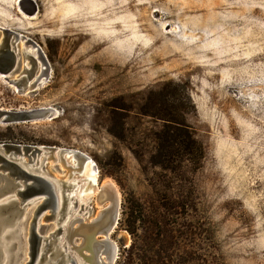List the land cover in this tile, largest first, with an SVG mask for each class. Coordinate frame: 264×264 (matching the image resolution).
<instances>
[{
  "label": "rangeland",
  "instance_id": "374dc122",
  "mask_svg": "<svg viewBox=\"0 0 264 264\" xmlns=\"http://www.w3.org/2000/svg\"><path fill=\"white\" fill-rule=\"evenodd\" d=\"M0 28V46L8 42L2 29L25 35L50 71L32 92L0 76V109L56 110L0 124V144L67 148L93 159L100 190L80 216L89 210L83 222L90 224L109 204H98L102 183L115 184L114 264H264V0H0ZM20 45L9 79L24 85L25 64L33 77L40 70ZM12 61L0 53L1 74ZM167 82L181 84L193 106L185 115L203 152L198 169L152 163L163 124L140 107ZM44 164L50 178L73 173L54 159ZM40 204L6 230L4 264L31 262L29 229ZM42 216L40 237H62L64 220L50 219L49 209ZM53 252L39 264H54Z\"/></svg>",
  "mask_w": 264,
  "mask_h": 264
},
{
  "label": "water",
  "instance_id": "95a60500",
  "mask_svg": "<svg viewBox=\"0 0 264 264\" xmlns=\"http://www.w3.org/2000/svg\"><path fill=\"white\" fill-rule=\"evenodd\" d=\"M2 30L4 37L8 38V42L6 45L1 44L0 53H6L8 56H11L13 60L11 67L5 71V75H9L19 68L16 44L21 40L26 41V44L28 45L30 44L32 46H36L40 55L43 56L41 48L37 46V44L30 38L10 30ZM44 62H46L45 59ZM24 73H26V75L23 76V78L26 79L24 85H22L20 82L9 80L10 84L15 86L18 90H27L30 88L28 82L32 78V68L25 70L23 74ZM33 86L34 85H32L31 88H33ZM49 110L51 112L54 111L52 108L9 112H3L0 110V123L8 125L20 122L41 120L46 118L47 112ZM58 151L61 153V164L63 166L65 165L68 169L75 170V173H73L72 176L81 179L83 175L80 174V164L77 163V165L74 166L73 161H69L71 155H68L69 157L66 158L64 157V153H72L75 156H80L82 159L86 160L87 157L79 151L65 148L58 150L57 147L54 146H35L7 143L0 144V183L4 182V185L0 186V264H4L5 261L9 259L8 247L4 242V239L8 233L6 230L9 228V226L18 224L17 218L21 220L24 216L25 208L29 204L34 203L36 200H40L41 204L38 206L33 220L30 223V248L28 256L31 259V262H27L26 264H39L44 254L51 249H54L52 254H56L58 257L54 264H65L64 251L58 242V238L53 237V240L50 241H46V238L43 240L40 237L37 228L38 221L44 217L42 214L47 209H49L51 212L52 216H50V219L52 220L58 218L57 221L60 222L61 220H65L67 217L70 204V198L67 190L71 185L64 182L63 180H55L54 178H50L45 172L44 162L40 161L42 156H47L46 160L57 159L55 153ZM66 161H69L67 163L69 166L64 163ZM4 215L6 218L3 217ZM44 220H48V218L46 217ZM90 224H92L93 227L96 225L92 222ZM60 232L61 230H59V233ZM93 235L95 236V239H98L96 238L97 235L106 236V234L103 235L99 232H95ZM53 243H55V246H52V248L51 245H53ZM72 264H75V261L72 262Z\"/></svg>",
  "mask_w": 264,
  "mask_h": 264
},
{
  "label": "bare ground",
  "instance_id": "6f19581e",
  "mask_svg": "<svg viewBox=\"0 0 264 264\" xmlns=\"http://www.w3.org/2000/svg\"><path fill=\"white\" fill-rule=\"evenodd\" d=\"M20 44H21L20 46L22 47V49H24L26 53L25 57L31 58V56H33L39 62L40 73L38 72L37 76L29 80L28 83L30 88L27 89V91H31V92L36 91L37 89L46 85L48 82V78L50 77V72L49 69L47 68V63L44 62V60L42 59V56L40 55L36 46H32L29 44L31 48L26 49V45L28 44H26V41L24 40H21ZM24 67L25 70H27L31 66L30 64L27 65L25 64ZM9 75H3L0 73V76L4 77L8 81L10 80ZM9 85L13 86L12 84H10V82ZM32 85H34L33 88H31ZM0 110L3 112H9L8 110H3V109ZM54 115H56V110L52 112L49 110L47 112L46 118L48 117L50 118ZM57 149L60 150L63 148L57 147ZM69 150H73V149H69ZM74 151H78V150H74ZM55 155L57 156V159H55V161L60 162L61 161L60 151L56 152ZM68 155H71L70 162L73 161L74 166H76L77 163L80 164L81 166L80 174L83 175L84 179L80 181L79 180L76 181L75 179H74L75 181H73V179L71 180L72 177H75L72 176V174L75 173V170L68 169L64 165V167L67 168L69 171H73V173L70 174V179L64 181L70 184L71 185L70 187L73 189L69 193L67 192L70 198L69 209L63 225L61 226V228H59L62 231V234L63 233L64 234L62 237H57L59 244L62 246V248H64L63 251L65 254V264L68 263L72 264V262L74 261L75 264H79V262L77 261L78 254L79 257H81V259L83 260V262H88L89 264H114L117 255V246L114 243H111V241H109V238L111 232L114 231L117 225L118 211L120 205V194L118 192V189L115 186V184L112 182L102 183V190L101 192H99L98 196L96 195L98 197V202H99L98 204L104 202H109V204L105 209L100 210L97 213L95 219L92 221V223L96 224L94 227L92 226V224L86 225L83 222V218L85 215L88 214L89 210L86 213H84L82 216H80V214L82 211L87 210L89 207L90 203L87 201V199H89V197L92 194L100 190V186H99L100 184L98 178L99 169L96 163L93 161V159L87 156L86 154H84L87 157L86 160L82 159L80 156H75L72 153H64L65 158L69 157ZM42 157L44 160L43 162L45 163L47 161L46 160L47 156H42ZM64 163L67 164L68 162L66 161ZM67 166L69 165L67 164ZM55 180H63V177H60L58 179L55 178ZM70 180L73 182L70 183L71 182ZM80 183L82 184L81 187L79 186ZM77 208L79 209L76 211V214L73 217H71V212ZM95 232H99L100 234L103 235L106 234V236H104L105 238L102 240L95 239V236L93 235V233ZM76 237H83V240L80 244L76 243L75 241ZM84 251H88L89 255H86ZM71 252H75L78 254L77 256H74L71 254ZM103 255L106 256L105 261L102 258ZM80 264H85V263L81 262Z\"/></svg>",
  "mask_w": 264,
  "mask_h": 264
},
{
  "label": "trees",
  "instance_id": "16d2710c",
  "mask_svg": "<svg viewBox=\"0 0 264 264\" xmlns=\"http://www.w3.org/2000/svg\"><path fill=\"white\" fill-rule=\"evenodd\" d=\"M96 42L97 39L89 41L90 44ZM182 92L181 84L164 83L159 91L150 92L140 107L143 116L163 124L152 163L172 172L186 162L198 169L203 158L201 145L194 140L186 120L187 105L192 104Z\"/></svg>",
  "mask_w": 264,
  "mask_h": 264
},
{
  "label": "flooded vegetation",
  "instance_id": "af4514ba",
  "mask_svg": "<svg viewBox=\"0 0 264 264\" xmlns=\"http://www.w3.org/2000/svg\"><path fill=\"white\" fill-rule=\"evenodd\" d=\"M41 50H42V49H41ZM42 53H43L42 59H43V60L45 59V60H46V63L48 64L47 56L45 55V53H44L43 51H42ZM31 58H32V61L34 62V64L37 65V64H38L37 59H36L35 57H33V56H31ZM48 69H49V66H48ZM49 72H50V71H49ZM33 76H34V74L32 73V76H31V77L33 78ZM32 78H31V79H32ZM31 79H30V80H31Z\"/></svg>",
  "mask_w": 264,
  "mask_h": 264
}]
</instances>
